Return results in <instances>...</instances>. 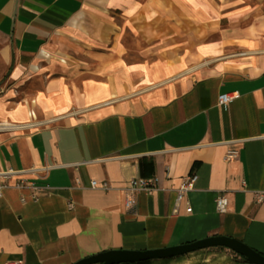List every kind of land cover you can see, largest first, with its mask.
<instances>
[{
	"label": "crops",
	"instance_id": "1",
	"mask_svg": "<svg viewBox=\"0 0 264 264\" xmlns=\"http://www.w3.org/2000/svg\"><path fill=\"white\" fill-rule=\"evenodd\" d=\"M256 1L0 0V90L36 68L45 121L26 129V115L24 127L0 134V173L18 171L0 195V264H72L213 235L264 255V0ZM69 42L84 48L82 64L52 60ZM234 45L244 57L228 54ZM224 93L238 96L221 105ZM191 172V211L182 203L174 212L175 189ZM20 178L39 188L35 200L12 185ZM134 178L157 186L126 209L122 190ZM192 254L164 264H194L201 254Z\"/></svg>",
	"mask_w": 264,
	"mask_h": 264
},
{
	"label": "rangeland",
	"instance_id": "2",
	"mask_svg": "<svg viewBox=\"0 0 264 264\" xmlns=\"http://www.w3.org/2000/svg\"><path fill=\"white\" fill-rule=\"evenodd\" d=\"M247 3L254 4L257 1L256 0H246ZM98 5V2H95ZM264 4V2H263ZM94 8H97L96 5ZM221 24H224L221 21ZM214 36V35H213ZM212 36V37H213ZM64 41V40H63ZM72 45L73 48H70L69 46ZM84 48L81 45L77 44H71V42L67 44H61V46H58L55 50V52L52 55V60H63L64 62L67 63H81L86 60V55L83 54ZM227 52L228 54H236L237 57L235 58H242L244 57V52L245 48L239 45H234V46H229ZM48 58V62H49ZM67 60V61H66ZM53 62V61H52ZM56 63V62H54ZM44 64V62H43ZM46 64V63H45ZM55 69H61L60 66H55ZM38 70L34 67H30L29 69L27 68L25 71L22 72V75H29V78L25 81L24 84L17 86L18 79H13L8 77L2 84V88L0 90V96L4 95L7 93L10 89H14L15 95L9 99H7L5 103V108L7 111H10L12 108L17 106V103L22 102L25 110L28 112V119L26 121V129H33L37 128L39 126H42V124L45 123L44 119L41 117L40 110L38 109V106L36 105V102L34 100L35 94L39 91L40 89V84L38 81L39 77L35 76V73H37ZM62 75L61 72L56 73L54 76H59ZM9 120L14 123L15 121L11 118ZM12 130H0L1 133H8L11 132ZM210 249L211 251L213 247L211 248H206ZM206 249L198 250L195 252H192V256L195 257V255H199L198 257V262H195L194 264H247L244 263L239 256H237L233 251L227 249L223 250L222 249V254H219L217 256H213L211 254H203L207 253ZM183 256L190 257L191 255L185 254ZM182 256V257H183ZM208 259L207 262L205 261H200L201 259ZM172 260V259H171Z\"/></svg>",
	"mask_w": 264,
	"mask_h": 264
},
{
	"label": "water",
	"instance_id": "3",
	"mask_svg": "<svg viewBox=\"0 0 264 264\" xmlns=\"http://www.w3.org/2000/svg\"><path fill=\"white\" fill-rule=\"evenodd\" d=\"M223 247L243 256L249 264H264V255L242 241L225 235H213L179 245L146 250H108L83 257L72 264H118L179 257L198 250Z\"/></svg>",
	"mask_w": 264,
	"mask_h": 264
},
{
	"label": "built area",
	"instance_id": "4",
	"mask_svg": "<svg viewBox=\"0 0 264 264\" xmlns=\"http://www.w3.org/2000/svg\"><path fill=\"white\" fill-rule=\"evenodd\" d=\"M238 95L236 93H224L219 95L218 100L221 105H225L228 101H230L233 98H236ZM18 171H14L12 169H8L4 171L3 173H0V195L2 193L3 188H6L10 186L9 184V179L13 175H15ZM197 179V176L195 173L191 172L185 175L180 179V182L178 186L175 189V206L173 208V211H177V207L185 203V211L190 212L191 211V206L189 205V202L187 200V194L193 189L194 183ZM14 187L22 189V188H29L32 190L30 194V198L35 200L37 198V195L35 194V190L39 189L37 188L34 183L28 181L25 178H20L16 180L13 184ZM90 185L92 187L99 186L102 189H109L110 185L108 182H102L100 185H97V182L95 180H92L90 182ZM157 186V180L154 178H134L130 181L128 186H126L122 190V202L123 205L126 209L131 208L134 205L135 202V193L139 190H147L151 191L155 189ZM45 189V188H42ZM21 200L23 201L24 198L21 197ZM257 200H264V192H259L257 193ZM215 204H216V209L219 212H224L227 208V198L225 197L224 194H219L215 198ZM68 206L71 207V203H68ZM1 264H23V261L21 259H9L4 261Z\"/></svg>",
	"mask_w": 264,
	"mask_h": 264
},
{
	"label": "bare ground",
	"instance_id": "5",
	"mask_svg": "<svg viewBox=\"0 0 264 264\" xmlns=\"http://www.w3.org/2000/svg\"><path fill=\"white\" fill-rule=\"evenodd\" d=\"M75 20V19H74ZM38 59L34 61V65H38ZM48 68L44 67L41 68L40 71H47ZM17 77L18 82L17 86H20L25 83V81L29 78V75H14ZM15 95L14 89H10L4 96L0 98V130H12L11 132H8V134H13L14 132L18 131L22 127H24V119L26 118V115H28V112L25 110V107L22 102L17 103V106L12 108L10 111L4 110L5 101ZM38 101H43L44 104L48 105L47 99L44 96V93H39L38 95ZM9 118L13 119L15 122L12 123Z\"/></svg>",
	"mask_w": 264,
	"mask_h": 264
},
{
	"label": "trees",
	"instance_id": "6",
	"mask_svg": "<svg viewBox=\"0 0 264 264\" xmlns=\"http://www.w3.org/2000/svg\"><path fill=\"white\" fill-rule=\"evenodd\" d=\"M219 248H223V247H219ZM236 255L239 256V258L244 263L249 264L243 256L238 255V254H236ZM174 258H176V257H174ZM171 259H173V258L163 259V260H145V261H139V262H124V263H118V264H164V263H167L168 261H170Z\"/></svg>",
	"mask_w": 264,
	"mask_h": 264
}]
</instances>
